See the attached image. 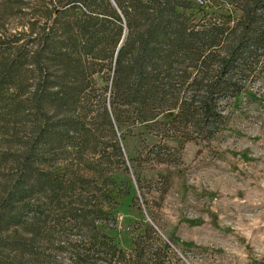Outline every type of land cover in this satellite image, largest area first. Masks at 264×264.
Segmentation results:
<instances>
[{"label": "trees", "instance_id": "1", "mask_svg": "<svg viewBox=\"0 0 264 264\" xmlns=\"http://www.w3.org/2000/svg\"><path fill=\"white\" fill-rule=\"evenodd\" d=\"M41 1L0 0V264L126 261L99 241L113 197L98 182L123 162L114 122L212 138L218 104L264 67V0Z\"/></svg>", "mask_w": 264, "mask_h": 264}, {"label": "rangeland", "instance_id": "2", "mask_svg": "<svg viewBox=\"0 0 264 264\" xmlns=\"http://www.w3.org/2000/svg\"><path fill=\"white\" fill-rule=\"evenodd\" d=\"M206 1L209 11L234 8L231 0ZM22 2L25 13L44 7L41 0ZM23 21L12 19L1 31L19 32L28 25ZM251 79L218 104L222 128L210 139L114 122L123 162L114 156L109 185L98 182L113 197L98 224L99 241L104 235L126 255L114 264H264V67ZM175 115L165 113L158 122Z\"/></svg>", "mask_w": 264, "mask_h": 264}]
</instances>
